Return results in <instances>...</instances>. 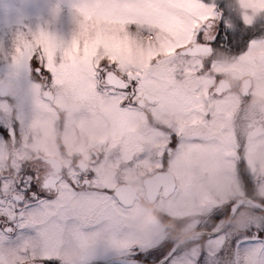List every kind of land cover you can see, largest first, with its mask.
I'll return each instance as SVG.
<instances>
[{"label": "snow or ice", "instance_id": "snow-or-ice-1", "mask_svg": "<svg viewBox=\"0 0 264 264\" xmlns=\"http://www.w3.org/2000/svg\"><path fill=\"white\" fill-rule=\"evenodd\" d=\"M76 12L70 40L14 41L32 84L0 92V264H87L101 241L116 264H264L228 255L230 233L264 241V109H249L264 0H80ZM99 20L127 50L88 47ZM85 132L89 150L69 151ZM134 198L160 222L134 223ZM52 208L106 227L66 236Z\"/></svg>", "mask_w": 264, "mask_h": 264}, {"label": "rangeland", "instance_id": "rangeland-1", "mask_svg": "<svg viewBox=\"0 0 264 264\" xmlns=\"http://www.w3.org/2000/svg\"><path fill=\"white\" fill-rule=\"evenodd\" d=\"M79 3L80 0H0V82L8 84L9 92H19L21 90L27 92L32 84L28 78L27 70L17 69L11 62V53L16 36L20 33L44 29L65 40H70L77 28L76 5ZM114 24L115 22L111 20L97 21L95 37L87 41L88 47L94 49L97 44L105 43L117 50H127L126 43L112 34L114 33ZM238 80L240 79H233L232 86L235 87ZM254 87L251 98H254L258 93L264 94V85H254ZM233 94L235 93L233 92ZM88 138V132L77 137L80 145ZM241 163L243 164V162ZM215 178L217 177L210 176L208 183L212 184L211 182ZM202 190L201 188L197 191ZM55 210V208L48 209L47 212L51 214L47 218H50ZM145 211L147 209L141 203L131 208L130 214L135 217ZM93 225L92 229L87 232H100L106 227L103 222ZM75 228L70 229V232L76 230ZM250 235H252L251 232H241L240 235L232 238L233 233L229 234L231 247L228 255L230 258L234 253L240 256L252 254L258 261H264V241L254 240L255 243L251 244L241 243L240 248L237 245V241L241 242L244 236ZM119 257L121 256L118 251H111L101 241L94 247L92 255L87 259V264H105L109 260Z\"/></svg>", "mask_w": 264, "mask_h": 264}, {"label": "flooded vegetation", "instance_id": "flooded-vegetation-1", "mask_svg": "<svg viewBox=\"0 0 264 264\" xmlns=\"http://www.w3.org/2000/svg\"><path fill=\"white\" fill-rule=\"evenodd\" d=\"M29 78V76H28ZM30 82L32 83L31 79L29 78ZM240 83L241 81L238 80L237 84L234 86H232V91L234 93H237L239 88H240ZM231 84H232V81H231ZM255 89V87H254ZM252 100V98H251ZM250 100V101H251ZM249 101V103H250ZM88 143H89V138L84 140L83 141V144L80 145L79 143V140L76 138L74 142L70 143L69 144V151H74V150H77V149H83L85 151L89 150V147H86L88 146ZM144 204V203H148L150 204L148 201L146 200H143V199H140V198H135L133 201L131 200L130 201V209L135 207L136 205H139V204ZM45 211H48V209H45ZM47 221L51 222V223H54L57 225V227H59L63 232L64 234L67 236L68 233H70V229L72 228H75V229H79L81 231H84V232H87L89 229H92V225H89L87 227L85 226H82L80 224V222H78L77 220H75L74 218H67V217H64L62 215H60L57 210H55L52 214V216L50 218H46ZM72 226V227H71ZM205 227H208L207 225H205ZM36 234V229L35 228H32V229H29L28 231V235H32L34 236ZM251 236V235H250ZM241 243H248V244H251V243H255L254 240H246V239H241V242L239 243V248H240V244ZM238 248V246H237ZM108 249H110L111 251H115V249H112L110 247H108Z\"/></svg>", "mask_w": 264, "mask_h": 264}, {"label": "clouds", "instance_id": "clouds-1", "mask_svg": "<svg viewBox=\"0 0 264 264\" xmlns=\"http://www.w3.org/2000/svg\"><path fill=\"white\" fill-rule=\"evenodd\" d=\"M264 109V94L258 93L249 103V109ZM214 185L222 183V177L215 178L212 182ZM143 207L147 209L143 214H138L132 217L134 223L142 228H147L149 225L157 224L161 220L160 210L152 204L144 203ZM172 221H166L165 226H172Z\"/></svg>", "mask_w": 264, "mask_h": 264}, {"label": "water", "instance_id": "water-1", "mask_svg": "<svg viewBox=\"0 0 264 264\" xmlns=\"http://www.w3.org/2000/svg\"><path fill=\"white\" fill-rule=\"evenodd\" d=\"M1 92H8V86L6 84H3L1 87ZM135 199V198H134ZM132 199V201L134 200ZM121 258H117V259H113L110 262H108L107 264H116V261H119Z\"/></svg>", "mask_w": 264, "mask_h": 264}]
</instances>
